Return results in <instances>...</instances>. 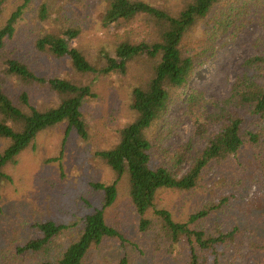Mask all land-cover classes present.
Returning <instances> with one entry per match:
<instances>
[{
	"label": "trees",
	"instance_id": "1",
	"mask_svg": "<svg viewBox=\"0 0 264 264\" xmlns=\"http://www.w3.org/2000/svg\"><path fill=\"white\" fill-rule=\"evenodd\" d=\"M31 1L16 0L6 13L8 0H0V189L10 179L7 168L45 130L65 124L58 157L53 159L59 166L58 158L70 134L87 139L81 109L95 93L81 77H123L127 70L140 66L142 71L130 86L127 120L115 130L113 144L94 153L112 174L109 183L88 182L99 203L92 206L85 200L90 210L71 223L33 222L37 234L17 246V254L33 255L36 264H83L91 249L105 240H118L121 246H129L131 254L122 255L117 264H138L137 243L105 216L117 199L118 182L124 178L129 204L138 218L137 230L148 236L153 253L171 254L176 245L183 244V264H219L223 249L237 240L240 229L224 226L214 218L215 213L231 197L235 200L237 193L185 216L174 212L162 193L193 191L200 187L201 172L210 163L221 164L247 149L250 157L245 163L235 160L238 183L243 186L250 181L264 201V38L253 40L255 53L243 61L242 72L234 77L223 99L213 102L188 86L194 71L203 66L224 34L235 40L254 23L264 35V0H163L165 5L147 0H100L97 16L102 27L119 29L141 18L152 40L133 42L117 37L107 47L110 54L105 49L100 52L99 64L72 43L80 30L74 20L55 21L51 30L35 33L23 29L26 34L22 37L18 23L23 12L31 9ZM61 1L79 7L84 4V0ZM37 2L36 19L56 11L51 0ZM8 47L13 48L12 53ZM51 60L67 61L75 75L48 72L45 76L39 66ZM34 92L44 94V105L36 106ZM177 98L185 103L184 114L194 133L205 141L182 172L157 159L153 131ZM209 105L214 112L207 113ZM208 123H219V127L206 133ZM63 236V245L50 247Z\"/></svg>",
	"mask_w": 264,
	"mask_h": 264
},
{
	"label": "rangeland",
	"instance_id": "2",
	"mask_svg": "<svg viewBox=\"0 0 264 264\" xmlns=\"http://www.w3.org/2000/svg\"><path fill=\"white\" fill-rule=\"evenodd\" d=\"M15 1L8 0L6 13H9ZM51 1L56 11L50 10L45 19H36L38 15L34 10L38 2L31 1V9L23 12V18L18 23L22 37L26 34L23 29L35 33L51 30L55 21L62 24L74 20L80 30L72 43L77 44L89 60L97 64L102 49L110 54L107 47L112 46L117 37L133 42L152 40L141 18L119 29L102 27L97 16L100 0H84L82 7L68 5L61 0ZM147 1L165 5L163 0ZM257 36L264 38L261 29L254 23L248 24L235 40L227 39V33L224 34L205 58L203 66L194 71L188 82L189 88L213 102L226 97L234 77L242 72L243 61L255 53L252 42ZM8 48L12 53L13 48ZM39 67L45 76L48 72L59 76L64 73L72 77L75 75L67 61L51 60ZM141 69V66L129 69L123 77H95L89 74L80 78L89 83L95 93L93 98L83 103L81 109L87 122L88 137L86 140L74 134L67 137L62 157L58 158L61 166L53 159L58 157L64 123L38 135L35 142L7 168L10 179L0 189V264H36L33 255L22 256L16 252L17 246L36 236L31 226L33 222L52 219L71 223L90 210L91 205L88 207L85 200L87 203L91 201L92 206L99 203L88 182L109 183L112 174L94 153L113 144L115 130L127 120L130 86ZM43 98L46 99L41 92H34L32 97L36 106L44 105ZM184 109L185 103L177 98V102L169 106L153 129L157 159L168 162L172 169L180 172L187 168L189 157L195 155L205 142L203 137L194 133ZM214 111V106L209 105L207 113ZM218 127L219 123H208L206 133H213ZM249 157L247 149H243L226 162L210 163L201 172L200 187L191 192L162 193L164 202L169 203L173 211L181 216L224 195L237 193L235 200L231 197L222 210L215 213L214 218L224 226L237 225L240 229L237 240L223 249L219 264H264V201L254 184L246 181L242 186L236 176L235 160L245 163ZM105 216L111 225L137 243L139 252L135 254L138 264H183L186 258L183 244L176 245L171 254L166 251L152 252L148 236L137 230L138 218L129 204L124 178L118 182L117 199L107 208ZM64 242L65 236L55 240L50 247L63 245ZM130 254L129 246H121L118 240H105L87 253L83 264H117L122 255Z\"/></svg>",
	"mask_w": 264,
	"mask_h": 264
}]
</instances>
